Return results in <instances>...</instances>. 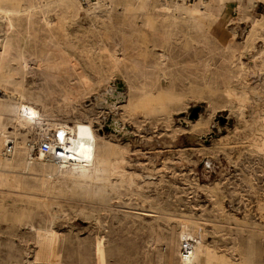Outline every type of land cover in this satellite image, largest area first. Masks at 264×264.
Listing matches in <instances>:
<instances>
[{
    "label": "rangeland",
    "instance_id": "obj_1",
    "mask_svg": "<svg viewBox=\"0 0 264 264\" xmlns=\"http://www.w3.org/2000/svg\"><path fill=\"white\" fill-rule=\"evenodd\" d=\"M1 1L4 9L28 6L27 0ZM135 3L131 13L113 15L117 25L126 22L127 38L93 30L86 11L92 5H82L78 17L67 19L57 41L72 55L74 76L83 84L67 82V75L46 76L32 61L29 69L21 65L17 50L38 54L54 40L43 31L41 12L34 18L39 32L28 31L23 21L11 47L0 36L5 50L0 57V131L13 132L7 144L0 137V158L12 160L10 167L0 166V264H180L186 240L182 243L179 233L185 225L205 241L207 264H264V116L256 113L264 108V26L245 45L252 21L264 17V0L214 3L208 11L213 8L219 22L207 17L206 35L198 42L182 36L162 41L140 9L151 1ZM54 9L52 4L44 8L56 20ZM115 44L127 45L143 71L125 65L112 69L109 56ZM163 51L168 59L162 66L170 76L157 81ZM243 96L247 103L241 102ZM27 105L37 116L24 114ZM195 109L198 116L191 118ZM77 119L91 121L103 138L100 172L107 176L121 158L126 172L110 177L103 195L97 192L102 181L88 192L86 184L66 178L56 179L49 193L39 191L43 180L38 174L47 168L37 164L38 153H31L28 141L50 136L56 122ZM10 143L16 151L6 153ZM24 174L28 181L20 182ZM41 226L50 233L45 235ZM188 240L195 246L194 239Z\"/></svg>",
    "mask_w": 264,
    "mask_h": 264
},
{
    "label": "bare ground",
    "instance_id": "obj_2",
    "mask_svg": "<svg viewBox=\"0 0 264 264\" xmlns=\"http://www.w3.org/2000/svg\"><path fill=\"white\" fill-rule=\"evenodd\" d=\"M27 1H28L27 8L24 9V7L22 6V8L24 10L17 9L18 7L17 8H12V9H4V8L0 7V26H1L0 27V36L2 35L1 37H4L5 44H7L10 47L13 45V43L15 41L14 40V36H15L14 32H15L16 26H17V24H23V21H24L25 26H26L25 28H27L28 31H31L32 29H35V32H39V30H41V28L40 27L36 28V25L38 23H36L34 21V18H35V15H39L40 12H41V14H42L41 17H40V22L41 23L40 22L39 23L43 25L44 33L46 35H50L51 37H54V40L53 41H49V40H52V39H49L48 40L49 42L47 44L46 49L45 50H40V52L38 54H34V53L33 54H27L25 48H21L20 50L16 49L18 51V53L20 51L19 61H20L21 65L24 66V67H28V69H29L28 65L32 61V62H34L35 66H36V69L39 72L44 73L46 76H50L53 79H60L61 77H63V75H67V78H66V79H68V81L66 80L67 82L74 83L75 81H77V82L83 84L84 81L82 82V80H80V79H78L77 77L74 76V73L76 72V64L72 61L73 59H71L72 55L70 54L71 55L70 56L68 53H66L65 49H63L60 46L61 43L59 44V42L57 41L58 34L61 31L65 32V30H66L65 27H66L67 19H69V17H71L73 19H74V17H78L81 9L83 8L81 2L79 0H49L48 2H45V0H27ZM135 1H138V2L141 1L142 2L143 0H102L97 6L92 5L93 9L90 10V8H89V10H86V11L88 12V16L89 17L88 16L87 17L89 18L91 26H92V28H94L93 30L97 29V30H99V32H103L105 34H113L114 33V35H115V33L119 32L123 37H126V38L129 37V35L131 33L129 34L127 29L124 28V26L125 27L127 26L126 22L125 23H120L119 25H117L115 23L114 19H113V15L116 14V13H119V12L121 14H125L127 12L131 13V11H133L135 9V7H136L137 3H135ZM147 1H151V4L149 6H146L145 4L141 5L140 9L146 14V17H147L146 25H150L151 24V26L149 28L152 31V33L157 34V35L160 36L158 38H161V40H162V38H164L168 42L170 39H175L176 41H178L177 39L180 36H182V37H186L187 42L190 41V40H196L198 42V39L200 37H202V36H205L206 32H207V28L205 26V21L204 20H206L207 17H211V20H213L214 22H219V19H220L219 16L215 15V12L212 11L213 8L211 10L209 9V11H208V8L209 7L211 8V6L214 3H219L218 6L225 5L229 0H199V1H196L194 3V5L193 6L191 5V7H189V8L183 7L185 4H188V3H184V5H183L182 3L180 4V2H176V1H172V0H147ZM2 2L3 1H1L0 4ZM49 4H52L55 7L54 14L56 15V20L52 19L51 15L49 13H46L45 10H44V8L46 6H48ZM239 4H240V2H239ZM18 5H20V4H18ZM120 9H121V11H119ZM47 10L49 11V9H47ZM261 26H264V17L263 18H256V19H254L252 21V28L249 30V34L247 36V43H245V45L249 44L252 40H254L257 36H259V30H260L259 28ZM25 28H24V30H26ZM18 33H20V30H19ZM132 37H133V35H132ZM195 37L197 39H195ZM126 38H123V39H126ZM46 39H48V38H46ZM27 40H28V38H27ZM109 42H111V41H109ZM132 43H133V41H132ZM107 44H108V42H107ZM119 44H115L114 47H112L113 49H112V51H110V56H109V54L105 53V54H107V56L110 57V62H111L112 69L113 68H117V67H119L121 65H125V67H129V68L134 69L135 72L136 71H143L145 66H143L140 63H138L136 61L134 55H131L129 53V50H128L129 47L127 45L126 46L125 45L118 46ZM124 44H125V42H124ZM22 45L24 47V44H22ZM22 45H21V47H22ZM135 46H133V47L135 48ZM248 46L249 45H247L246 47H248ZM105 47L106 46H104V49H105ZM33 49H34V47H33ZM35 49H34V51H35ZM173 52H175V51H173ZM4 53H5V50L3 49L2 44L0 42V57H1V59L4 56ZM166 53L167 52L164 53V51L161 53V55H160L161 56L160 64L158 65V67H156V68H159L158 76H155L157 81L160 80L159 77L164 78V80L165 79L168 80V75L170 76V74H167L168 70L166 69L167 70L166 71L165 68H163L164 66H162L163 63L166 61V59H168ZM105 54H104V56H105ZM135 54H136V52H135ZM6 59H4V60H6ZM9 59H11V58H9ZM7 63H9V62H7ZM207 65L208 64L206 63V66ZM151 66H153V65H151ZM188 66H189V63H188ZM4 67H6V66H4ZM153 68L154 67H152V69ZM67 69H69V70H67ZM188 69H189V67H188ZM148 79H149V77H148ZM195 79L197 80L196 77H195ZM128 83H130V82H128ZM184 85H185V83H184ZM80 87H84V86H64V90H67V89L71 90L73 88L80 89ZM152 87H153V85H152ZM39 88H40V86H39ZM241 89H242V87H241ZM61 91H62V89H61ZM62 92H61V94H62ZM158 95H159V93H158ZM141 96H143V95H141ZM239 98H240V96H239ZM247 99H248V97H246V96L244 97L243 96L241 98V102L246 101V103H247L248 102ZM19 100H20V97H19ZM238 102H240V101H238ZM12 105H13V103H12ZM260 109H261V107H260ZM18 113H19V111H18ZM256 113L258 115H260V116H264V108L261 111H259V112L256 111ZM24 114H27L30 117V119H32L33 117L37 116V110L34 109L33 107L27 105V106H25V113ZM24 119H26V118H24ZM52 126L55 129V131H56L55 132V137L53 138V144L54 143L58 144L61 147L62 153H61V157L60 158H52L51 156H49V155H47V154H45L43 152L38 153V158H37L38 162H37V164L47 168V171H43V172L38 174L39 178L43 180V181L41 180L42 183L40 182L41 183L40 188L38 187L39 191L41 189H44L45 193H49V186L52 185L56 179L66 178L68 180V182H72L74 185L86 184L87 188H88L87 189L88 192L93 191L92 189L94 187V183L95 182L102 181L103 182V184H102L103 186L101 185L102 187H100L99 190H97V192L100 195H103L105 193V190H106V187H107L108 183H110L109 182L110 177H113L116 173H118V174L120 173L121 175H124L123 173L126 172V169L124 168V165H125V159L124 158H121L120 160L113 159V160H116V161H113L112 166H111V170H110L111 172L110 173L108 172L109 174L107 176L106 175L104 176L100 172V171H102L101 168H100V165H103L105 162L103 161V159L99 158L98 146H99V142L101 140H103V138L96 132V130L94 129L91 121L81 120V119L74 120L72 123L61 122L60 121V122L54 123ZM112 126L117 131H121V127L119 126L118 122L113 121V125ZM0 133H1V131H0ZM2 133H3V135L2 136L0 135V137L2 139V143H6V144L9 143L12 140L13 132L12 131H8L7 128H4L2 130ZM16 146H17V144H16ZM28 164H30V163H28ZM11 165H12V160L9 159L8 157L0 158V166L1 167H5L6 168V167H10ZM29 167H30V165H29ZM27 169H29V168H27ZM4 175H6V174H4ZM8 175H11V174H8ZM132 176H133V174L131 175V178H132ZM4 177L6 178V176H4ZM11 177L12 176H10V178ZM27 177L28 176H26L24 174L21 177H19V181L20 182H23V181L25 182L27 180ZM17 179H18V177H17ZM129 179H130V177H129ZM121 182H122V180H121ZM129 182H127L126 184H128ZM111 183H113V182H111ZM0 184L2 185V183H0ZM35 187H36V184H35ZM26 188H29V186L26 187ZM123 188H124V185H123ZM10 189H11V187H10ZM91 199H93V198L91 197ZM36 202L38 203V201H36ZM45 207L48 208V207H50V205L49 204H45ZM13 220H14V218H13ZM19 220H20V216H17V221H19ZM190 226L192 227V225H190ZM41 227H42L45 235L50 233V228H48L46 226H41ZM51 231H53V230H51ZM194 232L191 230L189 225H185V226L182 227L181 232L179 233L180 234V240L182 241V243L185 240H188V239H194L196 241L195 246H194L195 248L193 247L194 250L192 251V256H193V254H195L194 259L193 260L191 258L188 259V260L181 259L180 264H207L208 261H209V257L207 256L209 253H207V255L204 254V250H206V248H204L205 247V245H204L205 241L203 242L201 239H198L197 237H195L196 235L194 234ZM53 233H54V231H53ZM47 236H49V235H47ZM52 236H51V238H53ZM171 237H172V235H171ZM171 241H173V240H171ZM173 252H174V250H173ZM221 259H220V261H221ZM222 261H225V260H222ZM222 263H224V262H222Z\"/></svg>",
    "mask_w": 264,
    "mask_h": 264
},
{
    "label": "built area",
    "instance_id": "obj_3",
    "mask_svg": "<svg viewBox=\"0 0 264 264\" xmlns=\"http://www.w3.org/2000/svg\"><path fill=\"white\" fill-rule=\"evenodd\" d=\"M82 5L84 6H91L96 5L100 0H79ZM180 3H195L199 0H172ZM50 136L48 137H35L28 141L27 147L31 150V153L35 156H37V153L43 152L52 158H60L61 157V147L54 143L53 144V138L55 137V130H50ZM58 134V133H57ZM15 150V145L13 143H10L7 147H5L4 151L6 153H11ZM193 241L192 240H186L181 245L180 255L182 259L188 260L192 257V251H193Z\"/></svg>",
    "mask_w": 264,
    "mask_h": 264
},
{
    "label": "water",
    "instance_id": "obj_4",
    "mask_svg": "<svg viewBox=\"0 0 264 264\" xmlns=\"http://www.w3.org/2000/svg\"><path fill=\"white\" fill-rule=\"evenodd\" d=\"M198 112H199V109H195L193 111V114H192L191 118H196L198 116Z\"/></svg>",
    "mask_w": 264,
    "mask_h": 264
}]
</instances>
